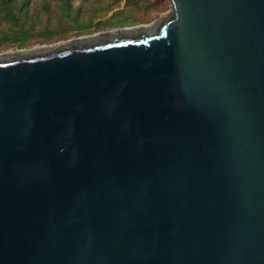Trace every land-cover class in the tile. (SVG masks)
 <instances>
[{
    "label": "water",
    "instance_id": "water-1",
    "mask_svg": "<svg viewBox=\"0 0 264 264\" xmlns=\"http://www.w3.org/2000/svg\"><path fill=\"white\" fill-rule=\"evenodd\" d=\"M0 54V264H264V0Z\"/></svg>",
    "mask_w": 264,
    "mask_h": 264
},
{
    "label": "rangeland",
    "instance_id": "rangeland-1",
    "mask_svg": "<svg viewBox=\"0 0 264 264\" xmlns=\"http://www.w3.org/2000/svg\"><path fill=\"white\" fill-rule=\"evenodd\" d=\"M22 11L24 27L31 39L18 44L3 41L10 33L12 23L0 21V54L53 45L76 38L96 35L117 28L150 26L172 10L169 0H71L70 10H63L61 0H28ZM67 13V14H66ZM134 19L138 23L118 25L117 22ZM82 29L77 34V29Z\"/></svg>",
    "mask_w": 264,
    "mask_h": 264
},
{
    "label": "trees",
    "instance_id": "trees-1",
    "mask_svg": "<svg viewBox=\"0 0 264 264\" xmlns=\"http://www.w3.org/2000/svg\"><path fill=\"white\" fill-rule=\"evenodd\" d=\"M70 1L71 0H61L64 11L67 9L70 10ZM29 4L28 0H0V21L12 23L14 28L17 27L16 30L11 28L10 33L5 36L3 41L12 40V37H14L13 41L22 44L31 39L29 29L25 28L23 24L25 18L23 19L21 16L22 11L25 10ZM138 22L139 20L128 19L117 23L118 25H132ZM81 31L82 29L78 28L77 34H80Z\"/></svg>",
    "mask_w": 264,
    "mask_h": 264
}]
</instances>
